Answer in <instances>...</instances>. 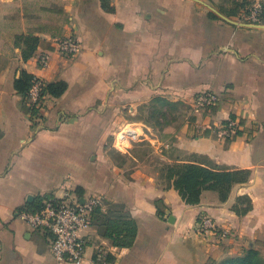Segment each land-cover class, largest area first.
I'll list each match as a JSON object with an SVG mask.
<instances>
[{
	"label": "crops",
	"instance_id": "obj_1",
	"mask_svg": "<svg viewBox=\"0 0 264 264\" xmlns=\"http://www.w3.org/2000/svg\"><path fill=\"white\" fill-rule=\"evenodd\" d=\"M256 1L264 6V0H0V264H71L52 257L49 232L31 230L17 214L77 189L83 198L102 196L104 212L119 206L138 225L127 247L112 245L95 226L83 231V264L98 245L110 264H209L249 249L264 258V18L241 20ZM72 33L81 50L66 59L57 41ZM19 36L40 40L27 60ZM22 71L67 85L61 97H46L38 117L15 90ZM207 92L219 104L195 112L194 98ZM157 98L183 103L184 115L169 114L160 128L147 124L138 115ZM229 118L241 129L224 142L209 128ZM128 124L134 141L148 142L166 164L211 161L248 169L251 178L235 184L226 201L204 190L199 203L187 204L156 170L115 163L113 136ZM132 142L120 151L138 161ZM242 197L251 202L246 212ZM201 216L228 235L201 233Z\"/></svg>",
	"mask_w": 264,
	"mask_h": 264
},
{
	"label": "built area",
	"instance_id": "obj_2",
	"mask_svg": "<svg viewBox=\"0 0 264 264\" xmlns=\"http://www.w3.org/2000/svg\"><path fill=\"white\" fill-rule=\"evenodd\" d=\"M263 18L264 6L259 1L254 2L241 15V20L250 24H261ZM57 46L61 56L66 59L74 58L81 50L80 40L74 33L59 39ZM47 64L48 56H40L39 66L44 68ZM44 86L45 82L36 78L28 94L30 105L35 107L38 112L43 108L46 99L45 95H42ZM219 101V97L211 92L199 94L194 98L193 109L195 112L206 111L217 106ZM38 112L32 116L38 117ZM209 129H212L217 139L229 142L238 135L241 125L237 118H229L219 126ZM136 138V131L128 124L117 133L114 146L118 149L126 148L129 141H134ZM103 201V197L99 195L83 198L76 193L67 192L60 198L45 200L37 212H19L17 219L25 223L31 230L47 231L52 235L50 251L57 262L83 264L87 259L88 239L81 233L92 227V212L97 207L103 210ZM198 229L201 233L213 232L222 238L228 235L227 230H220L208 216H201L198 221ZM108 255V251L103 246H95L89 263L110 264Z\"/></svg>",
	"mask_w": 264,
	"mask_h": 264
},
{
	"label": "trees",
	"instance_id": "obj_3",
	"mask_svg": "<svg viewBox=\"0 0 264 264\" xmlns=\"http://www.w3.org/2000/svg\"><path fill=\"white\" fill-rule=\"evenodd\" d=\"M19 39L25 43L23 59L27 60L33 56L40 40L34 36H19ZM34 80H36L35 76L22 71L20 77L14 83L15 90L23 94L27 102H29L28 94ZM66 88L67 85L63 81L45 83L42 95L59 98L66 91ZM155 102L169 104V101L162 98L155 99L153 103ZM28 110L31 111V114L38 112L30 103ZM165 169V179L168 186H173L187 204L199 203L204 190L216 191L220 200L226 201L233 186L248 182L252 175V172L248 169H230L211 161H207L205 165L190 162L166 164ZM75 192L80 197L84 195V192L79 189ZM239 200L241 203L246 204L244 212L251 208L250 199L242 197ZM157 204L159 205L160 202L157 201ZM42 205L43 202L40 201L38 207L29 212L39 211ZM158 212L161 213V211ZM91 224L97 228L99 234L117 247L131 246L135 241L138 230L137 221L130 217L128 213L120 210L119 206H113L105 212L100 207L95 208L91 215ZM108 261H111L110 255H108ZM209 264H264V258L257 250L249 249L242 255L228 257L218 262L210 261Z\"/></svg>",
	"mask_w": 264,
	"mask_h": 264
},
{
	"label": "rangeland",
	"instance_id": "obj_4",
	"mask_svg": "<svg viewBox=\"0 0 264 264\" xmlns=\"http://www.w3.org/2000/svg\"><path fill=\"white\" fill-rule=\"evenodd\" d=\"M186 111V105L183 103H159L155 102L147 107V109H143L141 113H139L138 117L144 120L147 124H152L158 128L161 127L162 124L166 123L167 120H170V116L174 117V119L184 115ZM168 113V114H167ZM170 114V116H169ZM122 129V128H121ZM120 129V130H121ZM119 130V131H120ZM118 131V132H119ZM117 132V133H118ZM113 136V144L115 143L116 135ZM125 149V148H123ZM129 152L132 156L136 157L138 161L133 159L128 160L123 155V152L120 149L113 147L111 150V155L115 163L119 166H127L132 167L135 164H144L148 169L156 170L159 175V179L168 183L165 179L166 163L159 160V157L155 154L154 148L148 144L146 141H133L132 145L128 147ZM126 156H129L128 153L125 152Z\"/></svg>",
	"mask_w": 264,
	"mask_h": 264
},
{
	"label": "water",
	"instance_id": "obj_5",
	"mask_svg": "<svg viewBox=\"0 0 264 264\" xmlns=\"http://www.w3.org/2000/svg\"><path fill=\"white\" fill-rule=\"evenodd\" d=\"M223 17V16H222ZM82 202H83V199H82Z\"/></svg>",
	"mask_w": 264,
	"mask_h": 264
}]
</instances>
